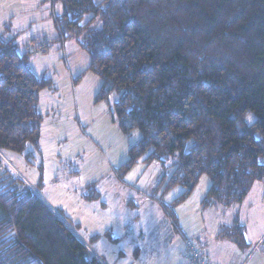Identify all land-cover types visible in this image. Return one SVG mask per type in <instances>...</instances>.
Here are the masks:
<instances>
[{
	"label": "trees",
	"instance_id": "trees-1",
	"mask_svg": "<svg viewBox=\"0 0 264 264\" xmlns=\"http://www.w3.org/2000/svg\"><path fill=\"white\" fill-rule=\"evenodd\" d=\"M57 1L61 37H74L89 58L86 71L102 80L95 101L115 95L112 120L124 135L140 133L118 179L138 163L169 164L173 171L158 186L182 189L173 207L206 176L203 204L224 208L264 181V0ZM4 36L0 152L21 155L38 145V95L51 82L30 70L34 50L21 54L14 36ZM5 171L12 183L0 187V264H102L77 224L29 188L19 193L12 185L23 180ZM244 237L236 221L217 238L249 249Z\"/></svg>",
	"mask_w": 264,
	"mask_h": 264
},
{
	"label": "rangeland",
	"instance_id": "rangeland-1",
	"mask_svg": "<svg viewBox=\"0 0 264 264\" xmlns=\"http://www.w3.org/2000/svg\"><path fill=\"white\" fill-rule=\"evenodd\" d=\"M61 13L57 0H0V34L14 36L21 54L34 50L30 70L51 82V88L38 95V145H28L21 155L0 152V187L12 183L5 169L22 179L12 187L19 193L29 188L62 211L79 226V236L91 243L102 264H191L183 259L185 239L203 253L204 240L212 241L236 221L245 227L244 239L253 253H261L264 181L254 183L241 203L228 208L203 204L210 185L206 176L183 204L173 207L182 189L164 193L163 185L158 186L163 173L168 177L173 171L169 164L164 169L161 163H138L120 183L116 170L127 161L140 133L124 135L112 120L115 95L107 103L95 101L102 80L86 71L89 58L74 37H61L55 22ZM45 43L48 48L42 52ZM93 191L100 198L86 200ZM231 244L246 257L245 249ZM222 254L230 262V250ZM237 262L235 256L229 264Z\"/></svg>",
	"mask_w": 264,
	"mask_h": 264
},
{
	"label": "crops",
	"instance_id": "crops-1",
	"mask_svg": "<svg viewBox=\"0 0 264 264\" xmlns=\"http://www.w3.org/2000/svg\"><path fill=\"white\" fill-rule=\"evenodd\" d=\"M120 183H124L123 180H120ZM32 188V187H31ZM34 189V188H33ZM37 192V191H36ZM45 201V200H44ZM46 202V201H45ZM53 210H57L56 208L52 207L49 202H46ZM62 212V211H61ZM201 232V231H199ZM263 235L259 238L258 241H260L262 239ZM81 240L85 243H87L86 240H84L83 238H81ZM186 240V239H185ZM211 240V239H210ZM203 241V250H205L203 253H201V255L207 259V262H209V264H229L232 261V258H234L236 256L237 259V264H264V246L262 248L261 253L257 254V253H253V249H251L250 244L249 245V249H245L242 254L246 255L245 258H241V254L237 252L236 247L232 246L231 243L228 242H224L222 240H219L216 237H214L212 239V241ZM91 244V243H90ZM230 250L231 252V259L230 262L226 261L225 258H223V252L226 250ZM93 250V249H92ZM199 250L201 251V248H199ZM95 252V251H94ZM97 254V253H96ZM240 254V255H239ZM99 259H101V257L99 255H97ZM186 261L187 259L184 258ZM104 264H106L105 262H103ZM189 263V262H188Z\"/></svg>",
	"mask_w": 264,
	"mask_h": 264
},
{
	"label": "built area",
	"instance_id": "built-area-1",
	"mask_svg": "<svg viewBox=\"0 0 264 264\" xmlns=\"http://www.w3.org/2000/svg\"><path fill=\"white\" fill-rule=\"evenodd\" d=\"M185 257L192 264H207L206 260L200 255V252L189 241L185 242Z\"/></svg>",
	"mask_w": 264,
	"mask_h": 264
}]
</instances>
